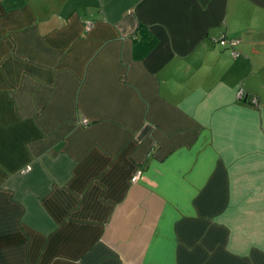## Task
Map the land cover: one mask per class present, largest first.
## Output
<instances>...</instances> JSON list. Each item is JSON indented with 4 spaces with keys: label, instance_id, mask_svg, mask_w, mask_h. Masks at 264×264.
<instances>
[{
    "label": "crops",
    "instance_id": "crops-1",
    "mask_svg": "<svg viewBox=\"0 0 264 264\" xmlns=\"http://www.w3.org/2000/svg\"><path fill=\"white\" fill-rule=\"evenodd\" d=\"M0 264H264V0H0Z\"/></svg>",
    "mask_w": 264,
    "mask_h": 264
},
{
    "label": "trees",
    "instance_id": "trees-1",
    "mask_svg": "<svg viewBox=\"0 0 264 264\" xmlns=\"http://www.w3.org/2000/svg\"><path fill=\"white\" fill-rule=\"evenodd\" d=\"M156 44V38L145 25H139L134 36V55L142 57Z\"/></svg>",
    "mask_w": 264,
    "mask_h": 264
},
{
    "label": "built area",
    "instance_id": "built-area-1",
    "mask_svg": "<svg viewBox=\"0 0 264 264\" xmlns=\"http://www.w3.org/2000/svg\"><path fill=\"white\" fill-rule=\"evenodd\" d=\"M90 25H91V22H90V21H87V22H86V25H85V28H88ZM236 43H237V41H232V42H231V45H235ZM232 55H233V56H236L237 53H236L235 51H232ZM237 94H238L239 97H244V96H245V94H244V92H243L242 90H238ZM249 99H250V101H251L252 103H254V104L257 103V99H256L255 97H250ZM83 123H86V120H83ZM139 174H140V172L137 171V172L132 176L131 181L134 182V181L137 179V177L139 176Z\"/></svg>",
    "mask_w": 264,
    "mask_h": 264
}]
</instances>
